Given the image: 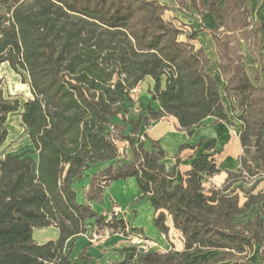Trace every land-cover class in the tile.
<instances>
[{"label": "trees", "instance_id": "obj_1", "mask_svg": "<svg viewBox=\"0 0 264 264\" xmlns=\"http://www.w3.org/2000/svg\"><path fill=\"white\" fill-rule=\"evenodd\" d=\"M175 1L184 7L185 0ZM187 1L199 14L209 11L217 26L202 24L184 34L164 18L167 7L159 0H0V65L7 62L29 76L32 97L20 116L37 153L0 156V264H72L64 253L66 242L84 233L92 219L98 231H124L123 220H106L77 201L73 182L104 162L110 164L91 175L89 201L100 199L111 182L135 177L159 212V230L168 231L167 212L183 235L180 254L153 249L143 254V264H183L182 258L199 249L227 250L229 257H241L232 264H252L244 258L257 245L264 264V192L254 193L264 177V106L258 110L254 96L264 93V86L250 79L239 51L241 40L259 37L264 74V22L250 28L247 0ZM201 31L215 43L224 91L235 99L242 122L240 166L228 172L221 188L209 190L205 177L220 172L214 154H200L185 178L175 182L163 163L164 149L157 142L146 149L138 136L142 123L149 126L165 116H174L190 136L208 117L233 126L209 71L211 60L195 45ZM147 78L153 80L150 100L159 108L148 104L147 114L130 122L131 134L118 126L117 139L128 143L133 156L125 162L110 128L116 131L113 118L129 111L131 89ZM20 108V99L0 88V152L9 136L8 116ZM201 143L184 144L180 151ZM213 148V142L206 147ZM243 180L251 187L239 184L229 192ZM237 189L245 194L242 204ZM51 225L59 237L36 243L34 229Z\"/></svg>", "mask_w": 264, "mask_h": 264}, {"label": "crops", "instance_id": "obj_2", "mask_svg": "<svg viewBox=\"0 0 264 264\" xmlns=\"http://www.w3.org/2000/svg\"><path fill=\"white\" fill-rule=\"evenodd\" d=\"M207 2L208 0H203L204 4ZM221 2L223 3L224 0H221ZM247 6L250 10L251 21L255 22V24L264 22V0H247ZM192 9L196 12H194L195 15L198 16L193 17L194 19L200 20V17H202L207 22V25L203 21L197 22V26L193 25V29H199L202 24L211 29L216 27L215 18L209 11L203 10L199 14L193 7ZM203 34L206 35L204 36ZM196 42L199 43L198 46L195 44L196 47L202 46L211 59V66L218 67L219 58L211 35L207 31H201L195 40ZM258 47V52L260 53L261 47ZM260 61L261 56L259 61L255 60L248 66L249 70L247 73L252 81L261 74L263 75L260 70ZM145 81L139 95V103L137 102L139 114L136 118H131L132 120L145 116L148 104L155 109L159 108L158 102L150 100L148 94V90L153 85V80L147 78ZM144 84H146V88ZM131 109H129L130 113L135 114ZM133 109L136 108L133 106ZM233 126H229L215 117H208L196 129L195 133L190 136L187 131L180 129L178 120L174 116H165L152 122L149 126L142 123L138 136L144 141L146 149L152 148V142H157L164 149L165 158L163 163L167 171L173 172L171 180L175 182L185 178L186 173L191 168L192 161L200 154H214L220 172L214 176L205 177L203 186L206 190H209L211 188H221L228 178V172L236 171L240 166V157L243 149L239 137L232 133ZM200 142H202L200 147H188L180 151V147L184 144L196 145ZM211 142L214 143V148L207 150L206 147ZM123 144L125 145V142ZM126 152L127 158L125 162H131L133 156L130 147L126 149ZM177 158L179 159L178 162ZM91 175L82 176L73 182L79 203L90 204L92 209L98 214L104 215L106 220H109L114 207H118L120 213L117 219L123 220L132 230L140 231L147 237L159 239V245L154 247V249L160 253L168 251L181 253L184 250L183 235L174 227L173 221L167 212H165L167 214L165 223L168 227L167 233L164 234L155 225V218L159 212L155 211L149 196L144 195L140 190L135 177L111 182L103 188L100 199L89 201L87 193L90 189ZM251 185L249 184V188ZM259 191L264 192V177L257 184L254 193ZM97 232L100 231H98L95 220L92 219L88 221L84 233L67 240L64 253L69 254L72 264H143V254L139 252L136 245L128 241L126 236L121 233H113L106 240L92 241V235ZM59 235L58 227L53 225L37 227L33 231V238L38 244L56 240ZM163 235L165 238H163ZM256 247L260 249L261 253L262 247L257 245L254 249ZM197 260L202 259L198 258ZM46 264L54 263L48 262Z\"/></svg>", "mask_w": 264, "mask_h": 264}, {"label": "rangeland", "instance_id": "obj_3", "mask_svg": "<svg viewBox=\"0 0 264 264\" xmlns=\"http://www.w3.org/2000/svg\"><path fill=\"white\" fill-rule=\"evenodd\" d=\"M160 3L164 4L167 7V9L164 12V18L166 20L173 21V23L176 26L182 27L184 30H186L185 32L183 31L184 34L186 32H189L190 29H193V25L197 26V22L203 21L207 25V22H205V20L202 17H200V20L193 18V17H198V16L195 15L196 12L192 9V7L189 6L187 0H185L184 7L179 5L175 0H160ZM250 22H251V26H250L251 28L253 27L255 22L251 21V19H250ZM216 26H217V23H216ZM222 30L223 29L220 28V31ZM203 35L205 36L206 34H203ZM178 38L184 39V35L181 34ZM258 38L259 37L254 38L252 36L249 39H243L240 41L239 51L242 56L246 71L249 70L248 66L250 65V63L254 62L255 60L259 61V57L261 56V52L260 53L258 52V48H259L258 46L261 47V44ZM195 44L198 46L199 43L196 42ZM209 71L213 73L218 83L222 101L234 125L233 128L231 127L232 133L233 135L237 136V130L241 127V124H242V122L237 118V116L241 114V110L238 108L234 98L227 97L224 91L225 80L219 68L215 66H211V62H210ZM256 78H258V80L256 81L254 79L253 83L255 85L264 86V74L263 75L261 74L259 77H256ZM29 81H30L29 76L24 70L19 69L18 71H15L10 67L9 63L7 62L2 63L0 65V88H2L5 96L17 97L20 99V102H21L20 110L8 116L6 125L9 131V136H8L7 142L5 143L4 147L2 148L0 152L1 157H4L8 154H17V155L31 154L33 157H36V154H37L36 150L33 144L31 143L30 137L27 133L26 126L22 122L21 116H20L24 103L29 98L32 97ZM145 82L146 81H144V83ZM144 87L146 88V84H144ZM254 100L257 103V109L261 110L260 107L264 106V93H256L254 96ZM138 101H139V97L137 101L133 100L130 103H127V107H130L129 109L132 108L131 110L135 114L130 113V111H127V112L122 111L121 114H119L120 116L117 115L116 117L113 118V122L116 126V131L115 129L110 128L113 133L112 137L115 138V142L118 146V150L120 153L119 155H120L121 160H125L127 158L126 149L129 147V145L126 142L124 145L123 141L117 139V136H119L120 129L123 134H127V135L131 134V131H132V125L130 123L132 121L131 118H136V116H138L139 114L138 105H137L139 103ZM133 106L136 109H133ZM118 126L120 127V129L117 131ZM249 150L250 152L253 151L252 149H249ZM109 164L110 162L100 163L98 165H95L91 169L87 170L82 176H90L93 172H98L100 171V169L106 168ZM245 175L248 177L250 176L248 175V173H245ZM239 184H242V186L245 189H248L249 184L251 183H249L246 180L234 183L232 185V187L233 186L234 187L231 190H229V192L232 191L234 188L238 187ZM236 191L240 194L241 203H243L245 201V194L240 189H237ZM228 252L229 251L227 250L221 251V250H214V249H211V250L199 249V250L190 252L187 256L182 258L181 263L191 264L199 258V259H202L204 262L215 261L216 264H232L234 259L241 258L240 256H235L231 258L227 255ZM176 254H180V253H176ZM220 257H224V259L221 261H217V259H219ZM244 260L252 264H262L263 262L260 257V249L256 247V249H254L252 253L248 254L244 258Z\"/></svg>", "mask_w": 264, "mask_h": 264}, {"label": "built area", "instance_id": "obj_4", "mask_svg": "<svg viewBox=\"0 0 264 264\" xmlns=\"http://www.w3.org/2000/svg\"><path fill=\"white\" fill-rule=\"evenodd\" d=\"M140 93H141V85L140 84L135 86L130 91V95L134 101L138 100ZM119 213H120V209L118 207H114L112 214L109 217V220L112 218H117ZM113 233H114L113 229L105 228L101 232H97V233L93 234L91 237V240L92 241L106 240ZM119 233L126 236L128 241H130L131 243L136 245L139 252L142 254H145V253L152 251L154 249V247L159 245V239L154 238V237H147L140 231L132 230L128 225H126L124 231H120ZM163 238H165L164 235H163Z\"/></svg>", "mask_w": 264, "mask_h": 264}]
</instances>
